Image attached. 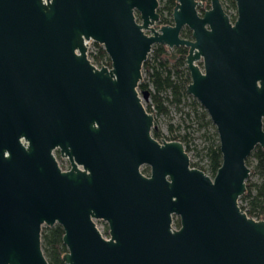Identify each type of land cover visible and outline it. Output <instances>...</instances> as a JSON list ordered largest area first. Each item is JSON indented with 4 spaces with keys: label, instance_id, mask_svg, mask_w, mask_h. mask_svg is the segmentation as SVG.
<instances>
[{
    "label": "water",
    "instance_id": "1",
    "mask_svg": "<svg viewBox=\"0 0 264 264\" xmlns=\"http://www.w3.org/2000/svg\"><path fill=\"white\" fill-rule=\"evenodd\" d=\"M234 1L231 21L220 0L202 14L176 0L154 29L158 0H0V264H49L41 229L55 224L65 264H264V220L238 204L264 148V0ZM154 44L188 47L186 93L218 135L213 177L151 134L137 87Z\"/></svg>",
    "mask_w": 264,
    "mask_h": 264
},
{
    "label": "trees",
    "instance_id": "2",
    "mask_svg": "<svg viewBox=\"0 0 264 264\" xmlns=\"http://www.w3.org/2000/svg\"><path fill=\"white\" fill-rule=\"evenodd\" d=\"M223 3H227L229 6L235 9L234 0H221ZM175 4V0H164V9L171 13V10ZM231 19H235L234 14H230ZM162 23H165V18L161 19ZM183 33V36H187ZM96 49L91 53L92 62L97 67L107 66L110 67V60L105 53L104 49L98 43L93 42ZM152 59H148L143 63L142 68L148 70L149 80L153 87V91L148 88V84L145 82H139L137 89L140 92L147 91L151 97L154 109L158 113H167V107L164 105V98L170 97V101L179 105L182 103L185 97L190 95L186 93V86L190 82V76L187 70L183 68L184 65V53L181 51L177 59H172L171 53L166 52V48L162 45H156L151 48ZM170 63V64H169ZM201 106L195 99H192V105ZM151 105L146 107L148 112H153L150 108ZM193 111L197 114L200 120H203L204 124L211 123V120L201 106V111L196 112L193 106ZM189 117V113H184ZM169 130L173 133V127L169 125ZM152 136L160 140L161 133L158 128L152 127ZM213 140L211 139L208 145L205 147V157L207 159L206 167L199 166L197 163L191 164L192 167H196L202 170L204 173L213 177L217 168L221 164V152L219 148V141L217 133H214ZM172 140H178L180 142L187 143L186 134L183 136L173 135ZM187 151V147H185ZM249 157L254 159L252 166L253 171L261 177L260 184L256 185L255 192H252L250 186H246L244 193L239 199H246L249 202V208L245 209L243 206L239 207L249 216L255 217V219L264 220V148L256 146ZM249 157L246 159V165L249 166ZM143 173H149V167L145 166L142 170ZM173 224L178 227V218L173 219ZM63 229L60 225L55 224L51 227H45L41 229V248L45 258L49 264H65L62 257L66 252V247L62 243Z\"/></svg>",
    "mask_w": 264,
    "mask_h": 264
},
{
    "label": "rangeland",
    "instance_id": "3",
    "mask_svg": "<svg viewBox=\"0 0 264 264\" xmlns=\"http://www.w3.org/2000/svg\"><path fill=\"white\" fill-rule=\"evenodd\" d=\"M223 3V1H222ZM164 0H158V6H157V12L160 14L159 21L155 22L153 27L155 29H158L163 24H172V15L171 13L164 9ZM223 7L226 11H228L229 14H233L235 9L229 6L227 3H223ZM165 18V23H162L161 19ZM146 33H150L149 31H146ZM158 44H154L151 48L155 47ZM160 45V44H159ZM166 48V52L169 53L170 51H173V49H170L167 46H164ZM96 49L94 43L92 41H89L88 47H87V58L92 62L91 53ZM152 59V51L149 52L147 59ZM200 65V62H197ZM170 64V63H169ZM95 65V64H94ZM96 66V65H95ZM97 67V66H96ZM148 70L143 69L141 70V79L140 82H145L148 84V88L153 91V87L149 80ZM138 94L141 97V102L143 106L146 108L148 105L152 103L151 97L147 96L146 99L143 98V93L139 90ZM168 93V92H167ZM166 93V94H167ZM165 93L162 94L164 98V105L167 107V113H158L154 112L153 115V127L158 128L161 137L160 140H172L173 135H180L183 136L186 134L187 136V143H184V147H187V153L189 156L190 165L193 163H197L199 166L206 167L207 159L205 157V147L208 145L209 141L214 138V133L216 132V128L213 125V123H207L204 124L203 120H200L197 114L193 111V106L195 107L196 112L201 111V106L192 105V99H194L191 95L189 97H185L181 104L176 105L175 103L170 101V97L165 98ZM196 100V99H195ZM197 101V100H196ZM198 102V101H197ZM199 103V102H198ZM200 104V103H199ZM188 112L189 117H187L184 113ZM169 125L173 127V133L169 130ZM54 155L57 158L58 165L63 168H68V162L66 158L60 157L56 151L54 152ZM254 164V159L252 157H249V175L245 181L246 186H250L252 192H255L256 185L260 184L261 177L256 174L252 166ZM145 165H142L140 167V170L144 169ZM147 175V173H144ZM238 204L243 206L245 209L249 208V202L248 200L239 199ZM255 218V217H254ZM97 228L103 235L105 236V223L101 219L94 220ZM174 227H176L173 224ZM48 227L46 225H43L42 228Z\"/></svg>",
    "mask_w": 264,
    "mask_h": 264
},
{
    "label": "flooded vegetation",
    "instance_id": "4",
    "mask_svg": "<svg viewBox=\"0 0 264 264\" xmlns=\"http://www.w3.org/2000/svg\"><path fill=\"white\" fill-rule=\"evenodd\" d=\"M200 4H198L197 6H196V9H197V11H198V13L199 14H202L205 10H207V9H209L210 8V0H197ZM220 2H221V4H222V7H223V3H222V1L220 0ZM175 4H176V0H175ZM175 4H174V6H175ZM174 6H173V8H174ZM173 8H172V10H173ZM223 9H224V7H223ZM172 10H171V15H172ZM156 11H157V9H156ZM224 11H225V13L228 15V17H229V19L231 20V21H234V20H232L231 19V16H230V14L228 13V11H226L225 9H224ZM158 13V12H157ZM159 14V13H158ZM234 15H235V18H236V5H235V11H234V13H233ZM135 17H136V20L138 21V22H140L141 20H140V18H139V14L138 13H135ZM159 19H160V14H159ZM159 19H158V21H159ZM157 22V21H156ZM172 24H173V19H172ZM172 24H163V25H172ZM162 26V25H161ZM154 28V27H153ZM155 29V28H154ZM146 32V31H145ZM186 32H189V34H187V36H183V33L184 34H186ZM179 36L181 37V38H185V39H192V37H191V30L186 26V25H183L182 26V28H181V30H180V33H179ZM162 46H164V45H162ZM173 49V48H172ZM183 52L184 53V56L186 57V55H187V53H188V47H186V46H184V45H180V46H174V49H173V51H170L169 53H171L172 55H171V57H172V59H177L178 57H179V54H180V52ZM200 62V61H199ZM199 65V64H198ZM200 67H201V62H200V65H199ZM183 68L185 69V70H187L188 71V69H187V67H186V63H185V58H184V65H183ZM188 73H189V71H188ZM56 151V153H58V155H59V152L57 151V150H55ZM54 151V152H55ZM60 156V155H59ZM56 157V156H55ZM61 157V156H60ZM57 159V158H56ZM67 162H68V160H67ZM68 168H69V162H68ZM104 223H105V236H107L106 238H108L109 237V234H108V226H107V224H106V222L104 221Z\"/></svg>",
    "mask_w": 264,
    "mask_h": 264
},
{
    "label": "built area",
    "instance_id": "5",
    "mask_svg": "<svg viewBox=\"0 0 264 264\" xmlns=\"http://www.w3.org/2000/svg\"><path fill=\"white\" fill-rule=\"evenodd\" d=\"M89 43V42H88ZM151 106H150V108H151V110L153 111V112H149V113H151V114H153L154 112H155V109H154V106H153V104H150ZM61 168V167H60ZM62 170H66V169H63V168H61ZM68 169V168H67Z\"/></svg>",
    "mask_w": 264,
    "mask_h": 264
}]
</instances>
